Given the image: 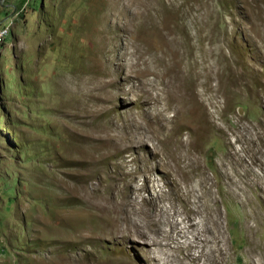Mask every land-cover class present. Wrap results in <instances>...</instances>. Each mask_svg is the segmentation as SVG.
<instances>
[{
  "label": "rangeland",
  "instance_id": "obj_1",
  "mask_svg": "<svg viewBox=\"0 0 264 264\" xmlns=\"http://www.w3.org/2000/svg\"><path fill=\"white\" fill-rule=\"evenodd\" d=\"M0 28V264H152L148 238L106 234L86 198L100 174L106 184L130 170L146 198L161 187L154 208L205 218L202 198L180 199L177 165L194 160L222 212L228 264H264V0H0ZM98 123L153 138L107 156L94 150ZM153 143L169 169L143 171L136 158L151 165ZM96 167L111 173L89 176ZM143 224L169 228L163 216ZM183 256L174 248L164 264Z\"/></svg>",
  "mask_w": 264,
  "mask_h": 264
},
{
  "label": "bare ground",
  "instance_id": "obj_2",
  "mask_svg": "<svg viewBox=\"0 0 264 264\" xmlns=\"http://www.w3.org/2000/svg\"><path fill=\"white\" fill-rule=\"evenodd\" d=\"M206 70L207 72H211L212 66L209 65L206 66ZM204 77L206 78V76ZM220 80L222 79L220 78ZM174 99L176 100L180 99L181 101H184L185 104L191 102L190 96L186 94H181V92L176 95L174 94ZM190 113L192 114L191 110ZM190 119L192 118L190 117ZM96 125L97 126L99 125V130L97 137H95V139L101 140L102 143L99 147L94 146V150L98 152L104 150L107 156L114 155V153L120 151H126L128 148L133 149L134 146H137L138 148L139 146H143L147 142V140L153 138L152 135L147 136L144 134L146 130H144L142 133H138L137 137L136 134H132V132L128 131L127 129L126 130L124 129L125 130L124 132L114 133L113 135H111L109 133V130L113 129L114 124L112 125V124L98 123ZM158 141L161 143H165L168 140L166 137H159ZM110 144L113 147V150L111 152L106 151V148ZM151 146H152L151 154L153 155V160H154L151 165H147V163L144 161V159L141 156H137L136 158L143 162L144 165L143 171L145 170H147V172H150V170L160 171L161 168L169 169L171 166L170 161L163 159L158 155L156 144L153 143ZM80 153H81L80 154L81 160H85L89 164L93 163L92 158L95 152L84 151ZM178 157L180 156L178 155ZM193 162L194 163L192 165H194L195 168L192 167L191 163L188 165H181L180 163H178L177 165V168L182 174L183 181L185 183L184 190L180 195L181 197L180 199L184 203V205H192L194 199L202 198V200L205 202V205L201 207L200 212L201 215L204 216L205 218H202L201 216H200L201 218L199 216L198 218H195L194 213L198 212L195 208L190 209V213L194 215L193 217L191 215L181 216L179 215L178 211L168 212L167 208H165L164 206H160L159 209L154 208L153 205H160L157 203V200L159 199L160 196L164 195V193L161 192V187L156 181L152 182L151 187L154 189L155 196L146 198L142 192L143 189L146 190L145 182L143 183L142 186H136L134 189H132L129 183L127 182V177L129 176L130 170L118 171L116 174L112 175L110 183H106V184L102 183L101 179L104 178L100 174V176L97 178L98 180L97 182L98 187H96L97 190L94 191L93 196L91 194H90L91 196H87L86 203H88V205L92 206L95 209L98 218L102 217L100 221L103 223V230L106 234H111V236L113 237L116 235V233H119L121 236L127 237L129 234L135 233L140 236L147 237L150 244L153 246L151 257L150 255H148L150 257V262H152V264H162V263L164 264V262H166L165 259L166 256L171 251H174V248L179 249L181 254L184 255L182 264H194L195 260L197 259H199V261L202 264H228V260H226L228 250H227L226 238L224 236L225 225H223L222 222L223 221L222 212L220 211L219 204L215 199L214 193L211 189V184L208 183L209 179L204 176V173L199 174L197 172H194L195 170L191 171V168H189L190 165V167H192L193 169H197L198 167L197 160H194ZM124 163L125 166H129V164L126 161H124ZM97 167L96 170H93L91 173H88L89 176L99 171L102 172L109 171V170L103 171ZM166 171L167 170H165V172ZM108 173L111 172L109 171ZM89 176L83 177L84 182H86V179L89 178ZM193 177H198L197 184H199V186L201 187L200 191H202V194L196 192L197 190H195L192 187ZM105 181H107V179ZM101 183L105 186L103 190L100 188ZM124 189H126L129 193L123 194L122 192ZM130 193H132V195H130ZM143 205H150V206L146 208L143 207ZM159 216H163L165 218V222L167 226H169V228L166 229V231L162 229L159 232V234L155 233L156 230L151 229V231H153L154 234L150 235L148 229L145 227L143 222H147L151 225H154V221ZM97 229H94V227L89 228L85 234L82 233L83 239H87L92 235L95 237L96 236L95 233L97 232L95 230ZM195 249L198 252L197 254L194 253ZM88 264H98V263L95 261H91Z\"/></svg>",
  "mask_w": 264,
  "mask_h": 264
},
{
  "label": "built area",
  "instance_id": "obj_3",
  "mask_svg": "<svg viewBox=\"0 0 264 264\" xmlns=\"http://www.w3.org/2000/svg\"><path fill=\"white\" fill-rule=\"evenodd\" d=\"M8 33V29L7 28H0V47L3 43V40L5 38V36L7 35Z\"/></svg>",
  "mask_w": 264,
  "mask_h": 264
}]
</instances>
